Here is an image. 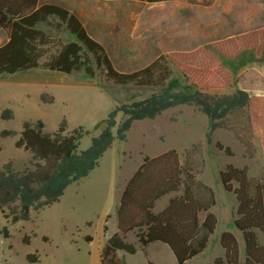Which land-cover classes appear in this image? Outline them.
<instances>
[{"label": "trees", "instance_id": "1", "mask_svg": "<svg viewBox=\"0 0 264 264\" xmlns=\"http://www.w3.org/2000/svg\"><path fill=\"white\" fill-rule=\"evenodd\" d=\"M0 28L8 37L0 46V77L42 68L63 75L101 77L117 86L158 89L143 99L114 107L85 150H79V139L86 132L78 127L67 134L65 119L51 133L44 131L41 120L22 122L19 132L2 130L1 139L17 137L15 148L30 155L21 171L14 170L10 161L0 167V213L11 223L29 221L32 212L58 203L68 187L98 167L115 142L126 140L133 123L153 120L169 109L190 106L204 114L208 122L205 134L208 145L224 119L233 112L246 110L251 131L264 147V95L254 96L240 89L228 93L234 78L223 64V60H235L246 52L264 60V27L189 51L162 54L146 66L127 72L118 71L104 46L73 13L59 5H38V0H20L14 4L0 0ZM63 34L68 38H61ZM176 74L185 83L179 89ZM53 101V96L40 95L43 104ZM13 117L9 108L0 112L1 121ZM215 147L227 156L233 155L229 147L219 142ZM253 153L250 142L247 157L251 158ZM219 179L224 191L232 193L237 203L233 226L243 241L244 262L240 261L235 235L225 231L219 240L224 257L215 258L211 264H264V246L257 236V232L264 234V183L249 178L246 166L226 165L219 172ZM170 193L175 195L165 208L154 213L155 202ZM214 205L212 189L196 179L187 163L181 164L175 150L144 157L121 192L115 212L118 231L105 241L99 264H126L119 253H136V247L125 241L130 233L135 234L141 249L162 243L177 264H185L207 248L216 230L218 221L210 211ZM0 233L5 239L10 237L5 227ZM29 242L27 236L22 240L24 244ZM26 260L38 263L39 255L28 254Z\"/></svg>", "mask_w": 264, "mask_h": 264}, {"label": "rangeland", "instance_id": "2", "mask_svg": "<svg viewBox=\"0 0 264 264\" xmlns=\"http://www.w3.org/2000/svg\"><path fill=\"white\" fill-rule=\"evenodd\" d=\"M88 10L81 20L90 35L102 44L114 67L121 72L146 66L156 57L174 51H189L207 46L230 34L259 27L263 11H257L247 26L232 27L250 7L260 8L258 0H250L241 9L216 10L205 6L204 0H175L164 3H139L129 0H87ZM244 9H246L244 11ZM246 25V24H245ZM61 38H68L61 35ZM233 75L234 83L227 92L240 87L254 96L264 94V60L252 52L232 61L223 60ZM177 87L185 83L176 74ZM157 88L117 86L101 77L87 78L82 74L63 75L42 68L0 77V109L9 108L14 117L0 120V131L19 132L22 122L41 120L44 131L54 132L65 119L66 133L80 127L86 134L79 139V150L90 145L99 134L114 107L140 100ZM53 96L52 104L40 102V95ZM206 143L208 122L204 114L190 106L169 109L153 120L133 123L124 142H115L88 177L67 188L58 203L39 212H32L29 221L11 223L0 213V231L6 228L9 238L0 233V264H31L26 255L37 253L35 264H99L101 249L109 236L117 231L115 212L118 199L127 181L143 162L175 150L182 164L187 163L196 179L212 189L215 205L210 211L216 216V234L223 229L237 234L241 250L243 241L233 226L237 203L232 193L224 191L219 172L226 165L248 168L249 178L264 183V147L254 137L246 110L231 113ZM14 138H0V167L10 161L21 171L30 159L29 153L15 148ZM219 142L229 147L232 156L216 149ZM250 142L253 156L247 157ZM106 228V230H105ZM28 237V244L22 243ZM264 246V234L257 232ZM125 241L137 243L135 234ZM216 254L215 245L211 246ZM119 256L125 254L119 253ZM151 256V255H150ZM148 264H171L151 257ZM126 264H147L142 254L126 256ZM171 261V262H170Z\"/></svg>", "mask_w": 264, "mask_h": 264}, {"label": "crops", "instance_id": "3", "mask_svg": "<svg viewBox=\"0 0 264 264\" xmlns=\"http://www.w3.org/2000/svg\"><path fill=\"white\" fill-rule=\"evenodd\" d=\"M7 1L11 4H14L16 2H19L20 0H7ZM129 1H131V0H129ZM172 1H175V0H172ZM172 1H162V2H157V3L172 2ZM207 1L208 0H204L205 6H213V7H215L216 10H222V11L227 12V11L233 10L235 8L236 4L239 5L237 8L241 9L242 5L248 3L250 0H210L209 5H206ZM135 2H139V1H135ZM139 3L153 4V3H148V2H139ZM42 4L59 5L63 8H65L66 10H68L69 12L73 13L81 22H82V20H81L82 12L86 13L88 10L87 0H38V5H42ZM258 4L260 5L259 9L255 8V7H250L248 9V12L245 11L246 9H244L245 13H244L243 17L237 18L236 22L231 24V26L235 27V28L247 26V23H249V21H250L249 19L252 20L255 18L257 11L260 10V11L264 12V0H258ZM261 18H262V21L264 22V15H262ZM82 25L85 27L83 22H82ZM262 27H264V23L261 24L259 27H255V28L250 29V30L241 31L239 33L230 34L227 37L232 36V35L242 34V33L249 32V31H252L254 29H258V28H262ZM7 41H8L7 35L0 28V46L3 45L4 43H6ZM238 89L247 91L250 94V90L247 88L240 87ZM1 110L2 109H0V112H1ZM181 164H182V162H181ZM120 195H121V193H120ZM174 195H175L174 193H170V194H167V195L161 197L160 199H158L154 204L153 212L158 213V212L162 211L165 208V206L168 204L169 199L172 198ZM119 198H120V196H119ZM118 201H119V199H118ZM115 222H116V220H115ZM225 231H228V230L223 229L219 234H216V230H215L214 234L210 237V239L208 241L207 248L201 254L192 258L191 260H189L185 264H211L215 258H218V257L223 258L224 257V251L220 246L219 240H220L221 234ZM229 232H231V231H229ZM233 234L235 235V237L238 241L239 251H240V261H241V263H243L244 262V245H243V250H241V246H240L237 234H235V233H233ZM133 245L136 247V253L140 252L147 264H148V262H147L146 258L148 256L151 257L152 260L155 259L159 262L167 260L168 256H169L171 259H173L172 262L170 261L171 264H177L173 254L171 253L169 248L162 243H153L144 249H141L137 243H136V245L135 244H133ZM212 245H215V247H216V249H215L216 254H214V255H212V253H211L212 252V248H211ZM126 256L127 255H125V260H126ZM130 256H133V255H130Z\"/></svg>", "mask_w": 264, "mask_h": 264}]
</instances>
